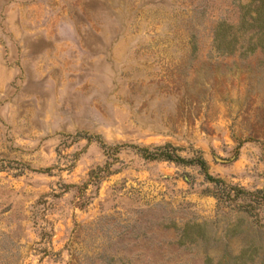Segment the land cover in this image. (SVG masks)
Returning a JSON list of instances; mask_svg holds the SVG:
<instances>
[{
	"label": "rangeland",
	"instance_id": "374dc122",
	"mask_svg": "<svg viewBox=\"0 0 264 264\" xmlns=\"http://www.w3.org/2000/svg\"><path fill=\"white\" fill-rule=\"evenodd\" d=\"M259 5L0 0V264H264V206L132 148L169 143L264 187ZM92 171L109 174L69 187Z\"/></svg>",
	"mask_w": 264,
	"mask_h": 264
},
{
	"label": "trees",
	"instance_id": "16d2710c",
	"mask_svg": "<svg viewBox=\"0 0 264 264\" xmlns=\"http://www.w3.org/2000/svg\"><path fill=\"white\" fill-rule=\"evenodd\" d=\"M260 3L258 8L255 11H252L251 18L253 22L258 23L259 25H255L254 23L251 26H258L257 30L253 34L256 37V41H251V47H248V52H253L257 48L263 46L264 42V0H252ZM252 39V38H251ZM223 42V41H221ZM220 42V44H221ZM96 139L98 143L105 149L108 155L113 159V161H118L117 155L121 152V150L125 147L123 145L109 146L104 141L100 139V137H88V140ZM137 150L138 154L145 159L150 161H165L172 162L178 165H185L189 167H199L205 176L206 180L210 183L216 185L219 190V193L216 195L218 197V201L226 202L228 201L230 204L237 203L239 201L242 202L240 206V210L246 211L248 214L252 215L253 211L259 206H264V187L261 189H257L255 191H250L244 188H240L238 186H233L227 184L223 179L216 178L209 173V165L207 161L202 156H195L192 158H185L179 154L180 149L173 146L172 144H165L157 147H132ZM107 170V166L104 168H98V171ZM45 172V171H40ZM47 172V170H46ZM109 173H95L92 171L90 173V179L88 182L83 184L82 186L70 185L71 188H76L78 191H83L88 188L90 184H98L100 178L105 177ZM84 206V205H82Z\"/></svg>",
	"mask_w": 264,
	"mask_h": 264
}]
</instances>
